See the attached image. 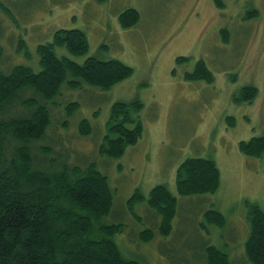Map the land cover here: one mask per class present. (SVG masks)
<instances>
[{
    "label": "rangeland",
    "instance_id": "374dc122",
    "mask_svg": "<svg viewBox=\"0 0 264 264\" xmlns=\"http://www.w3.org/2000/svg\"><path fill=\"white\" fill-rule=\"evenodd\" d=\"M220 2L0 0L4 70L24 64L37 71L36 46L50 42L59 29L83 31L89 49L72 55L56 48L58 55L78 64L89 57L117 60L133 69L108 90L63 86L47 105L49 127L31 149L35 163L44 168L51 160L80 169L93 163L108 178L113 205L100 223L124 224L114 240L123 257L136 264H204L207 245L225 252L230 264H249L246 218L251 203L264 211V153L246 155L239 144L264 135V0ZM127 9L136 10L139 21L124 29L118 18ZM21 43L30 59L20 51ZM180 57L186 60L177 61ZM199 61L212 82L186 78ZM245 86L257 88V95L250 103H237L234 99ZM132 101L142 104L137 114L143 124L141 138L118 159L100 156L111 106ZM71 102L78 109L67 117ZM82 119L91 127L87 135L79 131ZM187 158L215 162L220 175L215 193L179 195L176 170ZM157 185H166L177 199L166 237L146 202L130 203L136 191L146 199ZM212 209L223 215V228L206 222L204 212ZM146 229L154 233L149 242L139 238Z\"/></svg>",
    "mask_w": 264,
    "mask_h": 264
},
{
    "label": "trees",
    "instance_id": "16d2710c",
    "mask_svg": "<svg viewBox=\"0 0 264 264\" xmlns=\"http://www.w3.org/2000/svg\"><path fill=\"white\" fill-rule=\"evenodd\" d=\"M215 2L221 5L220 0ZM118 20L127 29L137 24L139 14L127 9ZM56 48L84 55L89 42L83 31L59 29L50 42L36 46L37 71L24 64H15L8 70L0 65V264H136L123 257L114 240L124 230V224L100 223L113 205L108 178L93 163L80 169L51 160L44 168L35 163L31 149V144L42 139L49 127L47 105L53 104L63 86L77 90L84 84L108 90L129 77L133 69L117 60L96 57L78 64L58 55ZM20 51L31 58L25 44H20ZM186 78L208 83L213 79L202 61ZM29 92L33 97L28 96ZM256 95L257 88L245 86L234 100L250 103ZM141 108L139 101L111 106L107 132L99 144L100 156L118 159L128 146L138 142L143 133L137 115ZM77 109L78 103H68L66 116L71 117ZM90 129L89 121L82 119L80 133L87 135ZM239 148L246 155L260 157L264 153V135L240 142ZM175 180L179 195L212 194L219 187L220 175L213 160L187 158L178 166ZM137 202H146L160 218V234L168 236L177 199L167 186L153 187L146 199L136 191L130 203ZM248 206L245 258L249 264H264V211L254 203ZM204 215L209 225H225L223 215L216 210ZM153 235L146 229L139 238L149 242ZM204 252V264H230L228 255L212 245H207Z\"/></svg>",
    "mask_w": 264,
    "mask_h": 264
}]
</instances>
